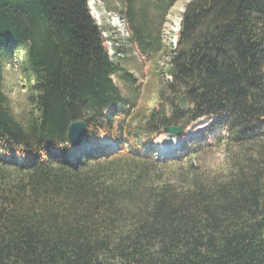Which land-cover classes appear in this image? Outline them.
I'll list each match as a JSON object with an SVG mask.
<instances>
[{"label":"trees","instance_id":"trees-1","mask_svg":"<svg viewBox=\"0 0 264 264\" xmlns=\"http://www.w3.org/2000/svg\"><path fill=\"white\" fill-rule=\"evenodd\" d=\"M121 1L133 46L147 61L163 56L151 14L178 0ZM88 2L0 0V264H264V0L187 3L162 104L146 113L113 80L131 73ZM13 46L33 76L23 114L3 86ZM187 114L185 129L212 122L180 136L178 154H159V136ZM77 120L87 142L115 147L68 160ZM220 147L219 173L192 161Z\"/></svg>","mask_w":264,"mask_h":264},{"label":"rangeland","instance_id":"rangeland-1","mask_svg":"<svg viewBox=\"0 0 264 264\" xmlns=\"http://www.w3.org/2000/svg\"><path fill=\"white\" fill-rule=\"evenodd\" d=\"M191 0H178L171 8L166 17H161L156 13L151 17L157 23L160 29L163 42V56L150 62L145 60L130 42V32L124 18V7L121 0H90L88 2L92 16L104 30L103 34L106 38L107 48L114 60L118 61L124 70L131 73V82L127 84L122 78L113 76V80L117 83L124 94L134 100L136 111L146 113L151 108L162 104L159 99V90L165 86L170 80L169 75L165 73L167 62L170 60V54L177 45L178 33L182 20V13L185 6ZM176 24L178 31H175ZM27 47V44H22ZM6 55L2 58L3 86L5 92L9 95L11 106L17 114H23L30 108L28 96L30 94V85L33 82V76L29 72L21 69L20 63L25 55V48L21 46H13V58H7L12 54L11 47L6 48ZM180 104V100H179ZM188 105V101H187ZM212 121L201 119L193 123L192 126L185 129L184 139L198 136L201 131ZM182 136V135H181ZM172 137L164 133L159 136L155 144V149L159 154L161 147H168L166 154H178L182 147V139ZM175 140V142H173ZM86 148L96 149L109 145L115 147V143L107 136L93 138L86 142ZM71 154H76V149H70ZM192 161L197 165L204 166L207 170L219 173L224 169L225 154L223 148L203 153L193 158Z\"/></svg>","mask_w":264,"mask_h":264},{"label":"water","instance_id":"water-1","mask_svg":"<svg viewBox=\"0 0 264 264\" xmlns=\"http://www.w3.org/2000/svg\"><path fill=\"white\" fill-rule=\"evenodd\" d=\"M187 97L186 95H182L180 98L179 107L182 111L189 112L191 106L187 105ZM191 119L190 114H187L186 118L183 122L178 125L167 126L165 128V133L171 135L172 137L176 138L177 140L179 137L185 133V127L189 124ZM88 130V124L85 120H77L72 122L67 131V140L69 146L77 151H82L86 148V135Z\"/></svg>","mask_w":264,"mask_h":264},{"label":"bare ground","instance_id":"bare-ground-1","mask_svg":"<svg viewBox=\"0 0 264 264\" xmlns=\"http://www.w3.org/2000/svg\"><path fill=\"white\" fill-rule=\"evenodd\" d=\"M89 2H90V0H89ZM180 24V23H179ZM175 31H178V25L176 24V28H175ZM177 41V39L175 40V42ZM173 142H175V140H173ZM168 147H165V146H163V148L161 147V150H160V152L161 153H163V154H166V153H168ZM72 155V156H71ZM69 157H68V160H70V161H74L75 160V155L74 154H71Z\"/></svg>","mask_w":264,"mask_h":264}]
</instances>
